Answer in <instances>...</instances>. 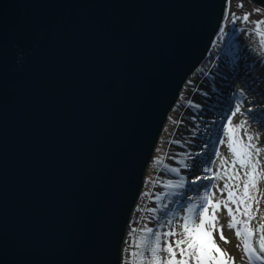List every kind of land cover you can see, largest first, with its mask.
Masks as SVG:
<instances>
[{
	"label": "water",
	"instance_id": "95a60500",
	"mask_svg": "<svg viewBox=\"0 0 264 264\" xmlns=\"http://www.w3.org/2000/svg\"><path fill=\"white\" fill-rule=\"evenodd\" d=\"M226 4L0 0V264H122L148 161Z\"/></svg>",
	"mask_w": 264,
	"mask_h": 264
},
{
	"label": "rangeland",
	"instance_id": "374dc122",
	"mask_svg": "<svg viewBox=\"0 0 264 264\" xmlns=\"http://www.w3.org/2000/svg\"><path fill=\"white\" fill-rule=\"evenodd\" d=\"M226 1L220 30L216 32L204 59L188 76L173 108L168 112L153 156L148 161L143 187L133 209L131 221L126 230V238L121 247L122 264H133L140 258L138 255L133 256L132 253L138 252V247L134 242L135 238L141 234L155 238V232H160L162 234L161 246L164 245L165 240L175 246V240L183 238L179 234L183 233L186 216H192V219L188 221L190 228L193 227V220L196 224L199 223L196 214L201 209L198 207L196 213L189 214L188 206L190 204L199 206L206 203L207 201L203 199L206 194L212 204H215L216 201H224L229 190L234 191L236 196L240 195V190L235 188V180L229 181L225 175V172L229 175L233 173L231 162L234 156L229 151L227 143L220 144L218 142L219 139H228L224 135L222 125H227L229 137L235 141L237 135L243 136V129L233 131V126L242 120H247L249 132L253 135L259 134V146L264 148V23L256 28L253 23H245L240 19L233 22L231 19L233 12L239 17L247 12L251 13L250 21H261L264 20V8L249 0ZM238 4H242L243 7H237ZM232 6H234V10L231 9ZM226 13L228 18H225ZM234 55L240 59L242 57L245 59L244 57L248 55L254 56L253 60L257 61L258 66L254 73L256 77L254 75L253 77L257 82L254 83L253 79L248 77L249 73L242 76L240 72L243 69L240 67L235 71V77L225 84L226 76L220 77L221 70L223 68L226 70L229 61L236 60ZM259 81L263 85L260 92L256 87V83ZM217 82H220L221 86H216ZM241 92H243V96L240 95ZM237 102H242L243 109L251 107L253 112L236 115L232 124L228 125L226 117L230 115L229 109L234 108ZM253 116L256 118L253 119ZM233 146L239 147L235 143ZM216 150L226 158L227 162L224 165H221L220 157L215 155ZM181 161L192 166L186 168ZM173 167L180 169L179 174L170 171ZM207 168H211L212 171H205ZM237 169H239V165H237ZM217 171H219V175L212 179H202L195 184L192 183L197 176H212ZM180 176L185 178L184 188H165V183L168 180L176 181ZM225 182L230 183L232 187L221 193L219 189L224 187ZM173 192L179 194H170ZM162 193H169V195L157 200L156 196ZM260 193H264V180L258 182L257 194L260 206L259 211L255 213L257 218L264 217V196H260ZM229 206L234 209L235 219H242L241 213L235 211L236 206L231 202H229ZM242 208L243 206H241ZM153 209L156 211L153 212ZM212 214L213 209L209 205L208 215ZM215 215L217 217L214 221L216 229L213 231L215 242L229 256L235 258V264H247L246 261L240 259L244 255L242 247H237V244L242 241L237 239L235 229L227 227L233 216L228 215L223 203L220 204ZM221 226H223L222 231L227 243L220 239ZM255 226L259 230L258 225ZM148 227L153 229V233L143 231ZM237 227L243 230V225L238 224ZM173 229L178 235L163 236V233ZM253 243L258 247V235L255 233ZM229 264L232 262L230 261Z\"/></svg>",
	"mask_w": 264,
	"mask_h": 264
},
{
	"label": "snow or ice",
	"instance_id": "6c2138e0",
	"mask_svg": "<svg viewBox=\"0 0 264 264\" xmlns=\"http://www.w3.org/2000/svg\"><path fill=\"white\" fill-rule=\"evenodd\" d=\"M237 7H243V5L238 4ZM250 15L251 13L246 12L242 17H239L233 12L231 13V19L233 22L240 19L245 23H253L256 28H259L260 25L264 23V20L250 21ZM225 18H228L227 13ZM221 31H223V29H221ZM240 95L243 96V92H241ZM189 103H191V101H189ZM196 106L199 107V105ZM229 112L230 115L226 117V120L228 125H231L236 115L252 113L253 109L251 107L243 109L242 102H237L234 108L229 109ZM255 118L256 117L253 116V119ZM222 128H224V135L228 137V139H219L218 142L220 144L227 143L229 151L234 156L231 162L233 173L229 175L225 172V175L228 177L229 181L235 180V188L240 190V195L236 196L234 191L229 190L227 198L224 201H216L215 204H212V201L208 199L206 194L203 198L207 201L206 203H202L199 206L190 204L187 208L189 214L196 213L198 207L201 209L199 213L196 214V219L199 220V223L196 224L193 220V227L190 228L188 226V221L192 219V216L185 217L183 233L179 234L182 235L183 238L175 240V249L173 248V244L167 240L164 241L163 247L161 246L162 234L160 232H155L154 241H147L142 238L144 242L139 246L141 250L133 252L132 255H138L143 264H190V261L192 264H229L230 261L232 264H235V258L223 251L213 237V231L216 229L214 221L217 219L215 213L220 208L221 203H223V207L227 209L228 215L233 216L234 209L229 206V202L236 206L235 211L240 212L242 216L240 220H236L233 216V219L227 224L229 229H235L237 239L242 241V243L237 244L238 248L242 247L244 253L240 258L241 261H246L247 264H264V217L257 218L255 215V213L259 211L260 206V199L257 194L258 182L264 180V148L259 146V134L253 135L249 132L247 120H242L233 126V131L235 129H243V136L237 135L235 141L229 137L227 125H222ZM234 143L238 144L239 147H234ZM215 155L220 157L221 165L227 162L226 158H224L218 150L215 151ZM181 163L186 168L192 166L183 161H181ZM237 165H239V169H237ZM170 171L179 174L180 169L173 167ZM205 171L211 172L212 169L207 168ZM218 175L219 171L213 173L212 176H197L192 183L195 184L202 179H212ZM184 186L185 178L183 176H180L176 181L168 180L165 183V188L169 189H182ZM231 187L232 185L230 183L225 182L224 187L219 190L223 193L225 189H230ZM170 194L178 195L179 193L173 192ZM165 195H169V193L158 194L156 199L161 200ZM259 195L264 196V193H260ZM209 205H211L213 209V214L211 216L208 215ZM241 206H243L242 209ZM164 207L166 208L167 206L165 205ZM152 211L155 212L156 209ZM253 222H255V224H253ZM169 223H171V221H169ZM238 224L243 225V230L237 227ZM255 225H258L259 230H257ZM222 227L223 226H221L220 239L227 243L228 241L223 235ZM143 231L146 233H153V229L150 227L143 229ZM254 233L258 235V247L254 246L253 243ZM176 235L178 234L174 229L163 233L164 237ZM180 245H185V247H180ZM161 252L167 253V256L162 257L160 255ZM178 253L179 259H177Z\"/></svg>",
	"mask_w": 264,
	"mask_h": 264
},
{
	"label": "bare ground",
	"instance_id": "6f19581e",
	"mask_svg": "<svg viewBox=\"0 0 264 264\" xmlns=\"http://www.w3.org/2000/svg\"><path fill=\"white\" fill-rule=\"evenodd\" d=\"M231 9L234 10V6H232ZM235 58H236V60H233V62L232 61L231 62L230 61L228 62V67L226 68V70H224V68H223V70H221V74H220L221 76L220 77H225V76L227 77V78L225 77L226 80H224L225 81V84H228V81L232 77H235V74H236L235 71L238 70L240 67H241V69H243V71L240 72L242 74V76L243 75L245 76V74H248L249 73L250 75L248 74V77L251 78V79H253V82L254 83L257 82L256 78L253 77L254 73H256L255 72V68H257V66H258V63H256L257 61L256 60H253L254 59V56L248 55L247 57L246 56L244 57L245 59H243V57L240 59L238 56H235ZM239 59L241 60L240 62H239ZM260 82L261 81H259L258 83H256L257 84L256 87H257V90H259V92L261 91L260 90L261 89V86H263V85H261ZM216 86H221V83L220 82H217V85Z\"/></svg>",
	"mask_w": 264,
	"mask_h": 264
},
{
	"label": "trees",
	"instance_id": "16d2710c",
	"mask_svg": "<svg viewBox=\"0 0 264 264\" xmlns=\"http://www.w3.org/2000/svg\"><path fill=\"white\" fill-rule=\"evenodd\" d=\"M130 221H131V219H130ZM125 238H126V235H125ZM142 238H144V240H147V241H154V238H152V236H149V235L144 236L143 234H141V236L139 235L138 238H135V242H134L135 246L138 247V251L141 250L139 246L144 242V240H142ZM162 247H163V245H162ZM175 247L176 246H173L174 249H175ZM180 247H185V245H180ZM161 256L162 257H166L167 256V253L161 252ZM179 258L180 257H179V253H178L177 259H179ZM133 264H143V262H142L141 258H139L138 260H136L135 262H133ZM190 264H192L191 261H190Z\"/></svg>",
	"mask_w": 264,
	"mask_h": 264
}]
</instances>
